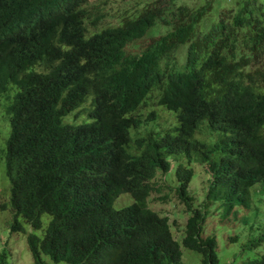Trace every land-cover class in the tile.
Instances as JSON below:
<instances>
[{
  "label": "trees",
  "instance_id": "16d2710c",
  "mask_svg": "<svg viewBox=\"0 0 264 264\" xmlns=\"http://www.w3.org/2000/svg\"><path fill=\"white\" fill-rule=\"evenodd\" d=\"M212 8V0L180 5L167 21L149 5L99 26L104 16L96 20L86 0H0V98L12 91L9 232L31 227L34 264H182L181 245L219 264L216 236L202 235L209 212L246 206L257 182L264 194V67L253 65L264 55V0L216 9L210 28H198ZM153 90L174 113L175 132L134 135L155 118L135 114ZM87 100L88 118L65 119ZM203 121L211 143L194 136ZM171 159L176 196L191 214L180 241L147 200ZM194 159L212 176L201 206L188 192ZM121 193L132 202L117 208ZM263 240L264 232L246 248ZM231 264H264V255Z\"/></svg>",
  "mask_w": 264,
  "mask_h": 264
},
{
  "label": "rangeland",
  "instance_id": "374dc122",
  "mask_svg": "<svg viewBox=\"0 0 264 264\" xmlns=\"http://www.w3.org/2000/svg\"><path fill=\"white\" fill-rule=\"evenodd\" d=\"M208 0H90L89 4L98 5L102 8V13L105 18L98 22L99 26L106 24H116L122 21L129 15H134L145 6L155 5L164 8V18L169 21L168 16L175 12L180 5H185L190 10L200 7ZM243 0H212L213 8L202 19L198 28L207 30L212 23L217 19L216 9L223 10L234 6L237 8ZM176 13V12H175ZM169 19V20H168ZM92 27H90L91 29ZM161 32L167 31L170 26L164 19L158 20V27H155ZM255 67H264V55L256 62ZM12 92L3 94L0 98V252L5 249L6 258L5 264H34L31 255L26 245V233L32 231L31 227H27L25 232H9V224L12 220V212L6 206L8 201V187L9 182L6 176L4 154L6 148V138L10 131L9 113L6 111L7 105L10 103L8 97ZM159 92L153 90L149 93L147 99L136 110L140 118H145L150 112L154 113V120L145 121L138 129L133 130V134H144L147 130H154L163 132L165 130L173 129L177 122L173 112L169 111L162 105L157 103ZM89 101L83 104L75 112L68 114V120L81 121L85 117L88 118L84 109L88 106ZM155 132V135L158 133ZM201 140H206L211 143L216 139L213 131H211L205 123L200 124V128L196 135ZM137 151V150H136ZM176 161L178 159L170 160V168L166 173L157 171L153 180L155 190L151 192L148 200L150 209L156 211L160 215L167 216L170 224L173 237L180 241L184 235V226L187 218L191 215L185 208L183 203L178 199L175 193L177 180L174 174ZM183 161V160H181ZM191 167L194 171V177L191 180L188 192L192 196V203L195 206H201L205 201V194L208 192L211 173L196 159L191 162ZM262 185L257 182L250 188V199L246 206H236L233 213L225 217L221 215L222 210L213 209L209 212L208 217L202 228V235L214 234L217 239V254L219 257V264H231L235 256L250 258H260L264 255V240L250 248H246L252 241L261 236L264 232V194L262 192ZM132 202V197L129 193H121L114 201L115 207H122ZM215 203H220L219 200ZM2 204H5L3 207ZM213 205V204H212ZM221 206V205H220ZM48 217L47 214H43ZM35 233H40L35 230ZM181 261L182 264H202L201 255L198 252L188 249L181 245ZM49 262H51L49 260ZM58 264H65V262H58Z\"/></svg>",
  "mask_w": 264,
  "mask_h": 264
},
{
  "label": "clouds",
  "instance_id": "9594fccd",
  "mask_svg": "<svg viewBox=\"0 0 264 264\" xmlns=\"http://www.w3.org/2000/svg\"><path fill=\"white\" fill-rule=\"evenodd\" d=\"M89 1L90 0H86V2H87V4H89ZM89 6H91V9H93V11H94V15H95V18H96V20L97 19H99L101 16H104V14L102 13V8H99L98 7V5H95L94 3L93 4H89ZM146 7V6H145ZM144 7V8H145ZM143 9V8H142ZM141 9V10H142ZM140 10V11H141ZM140 11H138L136 14H134V15H129L127 18H134L138 13H140ZM104 18H105V16H104ZM126 18V17H125ZM117 24V23H116ZM155 27H158V25L156 24V26ZM155 29H157V28H155ZM158 30V29H157ZM160 33H164V32H161L160 30H158ZM37 68V67H36ZM38 69H41V68H38ZM158 91V90H157ZM12 92V91H11ZM159 92V91H158ZM11 96H12V94H11ZM87 101H89V103H90V100H87ZM87 101H85V103L87 102ZM157 101H158V99H157ZM81 107V106H80ZM79 107V108H80ZM88 107H89V104H88V106L84 109V111H85V113L87 114V110H88ZM78 109V108H77ZM77 109H75V110H73L72 111V113L73 112H75ZM172 112V111H171ZM71 113V112H70ZM69 113V114H70ZM86 118V117H85ZM65 119H68V115L65 117ZM70 121H72L71 119H70ZM176 122H177V120H176ZM201 123H205L206 124V126L208 127V125H207V122L206 121H203V122H201ZM200 123V124H201ZM199 128H200V125H199ZM199 128H198V130H199ZM198 130L196 131V133L198 132ZM161 133V132H160ZM196 133H195V135H196ZM194 135V136H195ZM196 138H198L197 136H195ZM198 139H200V138H198Z\"/></svg>",
  "mask_w": 264,
  "mask_h": 264
}]
</instances>
